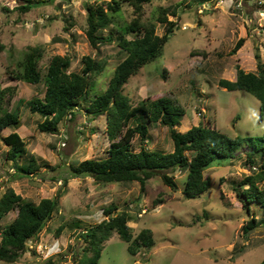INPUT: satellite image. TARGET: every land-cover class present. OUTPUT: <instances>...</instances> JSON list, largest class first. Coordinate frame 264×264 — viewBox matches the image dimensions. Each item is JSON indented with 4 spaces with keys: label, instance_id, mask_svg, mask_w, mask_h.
Masks as SVG:
<instances>
[{
    "label": "rangeland",
    "instance_id": "374dc122",
    "mask_svg": "<svg viewBox=\"0 0 264 264\" xmlns=\"http://www.w3.org/2000/svg\"><path fill=\"white\" fill-rule=\"evenodd\" d=\"M100 1L103 0H44L19 12L13 8L18 0H0V87H13L3 106L8 110L16 108L20 118L19 125L0 130V194L11 186L36 203L42 197L59 194L56 211L28 240V248L19 259H0V264H74L72 249L82 245L79 231L106 217L103 208L110 203L129 211L128 224L134 235L142 227H149L155 242L132 254L128 242L113 231L93 264H257L264 257V207L250 203L257 223L244 233L242 225L247 215L235 188L254 169L246 154L250 145L243 143L233 158L206 167L204 175L210 177V186L198 196L187 198L182 193L186 173L180 167L172 171L176 189L159 175L149 178L143 190L137 180L100 181L90 175H73L69 163L106 156L110 144L105 115L93 117L86 112L83 104L87 99L81 100L75 114L64 117L54 132L38 129L37 122L43 116L30 111L25 103L17 104L21 97L44 95L42 80L32 83L11 76V69L34 44L43 45V71L55 53H69V70L77 71L82 68L84 54L104 56L107 64L95 76L93 92L105 89L123 56L118 51V29L133 16V11L123 1L118 19L104 29L105 33L113 32V40L94 48L85 34V4ZM159 6L167 8V17L175 19L177 26L163 52L124 83L123 90L132 103L169 95L184 109L176 125L180 131L201 121L242 141L245 136L263 135L259 100L245 90L222 87L217 81L220 77L234 79L236 64L255 70V50L264 59V0H150L144 3L143 14L155 22V30L161 34L164 25L157 20ZM173 6L177 7L175 14L169 11ZM64 15L73 21L70 31L63 28ZM53 37L57 38L52 40ZM240 37L242 44L231 52ZM196 48L202 52H190ZM142 120L148 123L145 147L172 150L167 125L145 117ZM11 130L24 138L27 149L40 163L32 175L15 171L12 160L5 156L9 145L2 137ZM141 144L136 134L133 149L138 150ZM254 158L256 165L262 160L259 152ZM23 159L18 157L19 161ZM16 212L12 209L0 219V230ZM61 224L63 228L56 234Z\"/></svg>",
    "mask_w": 264,
    "mask_h": 264
},
{
    "label": "trees",
    "instance_id": "16d2710c",
    "mask_svg": "<svg viewBox=\"0 0 264 264\" xmlns=\"http://www.w3.org/2000/svg\"><path fill=\"white\" fill-rule=\"evenodd\" d=\"M127 1L132 6L133 16L118 29V51L123 54L116 64L107 86L100 92H93L95 76L107 64L104 56H82L80 71L69 70L72 57L69 53H55L50 56L43 71L40 60L43 56V45H29L17 67L11 69V76L27 82L43 81L45 85L43 97L19 98L17 104L25 103L29 110L39 113L43 118L37 122L38 129L54 132L58 130L61 120L74 115V109L83 99L88 102L83 108L91 116L105 115L106 133L110 139L108 154L100 158H84L69 163L73 175H90L100 181H132L137 180L143 190L149 178L159 175L161 180L173 189L177 184L172 171L180 167L185 171L182 193L185 197L198 196L206 191L211 184L209 176L204 175V169L213 162H221L233 158L241 145L246 143L250 149L246 151L248 162L255 166L254 154L259 152L261 161L248 174L237 182V194L243 201L247 215L242 225L244 233L251 230L257 223L255 213L250 203L255 202L264 207V134L260 136H245L243 141L233 138L218 130L215 126L201 121L191 125L184 131L176 128L183 107L171 96L161 95L156 98H142L133 104L123 86L141 66L153 60L163 52V47L171 35L177 22L167 17L166 7L159 6L160 14L157 20L163 23V32L157 33L155 22L143 14L144 3L150 0H103L86 2L85 34L89 43L98 48L100 44L113 40V32H104L118 19L122 2ZM44 0H18L13 7L19 12H25ZM175 14L177 7L169 8ZM63 28L70 31L73 21L63 16ZM130 34V36H128ZM57 37H53L52 40ZM243 42L238 38L231 49L235 51ZM191 53L202 52L192 49ZM256 69L245 70L239 64L235 66V78L220 77L217 83L229 90L242 89L259 100L260 117L264 118V59L255 50ZM13 87H0V130L6 126H16L20 123L17 109L8 110L3 106L6 94L11 96ZM160 122L167 125L173 140L170 151L149 149L144 140L148 131V123ZM138 134L142 143L138 150L132 147V139ZM9 145L5 156L13 162L15 171L20 174L37 172L39 161L27 149L26 141L16 131L11 130L2 137ZM189 152V155L187 154ZM24 156L19 161L18 157ZM255 164V165H254ZM240 188V189H238ZM59 204V194L42 197L37 203L23 197L13 187L7 186L0 194V219L10 210L16 209L15 216L6 222L0 230V259L5 261L18 260L28 248V240H32L42 226L52 217ZM106 217L90 224L79 231L82 245L80 249H72L74 264H93L100 257L104 241L115 231L118 236L127 241V248L135 254L140 247L150 248L155 239L152 229L142 227L135 235L128 220L129 211L118 209L116 203H110L103 208ZM63 225L55 231L59 234ZM49 262V261H48ZM48 264V263H46ZM264 264V257L257 262Z\"/></svg>",
    "mask_w": 264,
    "mask_h": 264
},
{
    "label": "built area",
    "instance_id": "2783aa9c",
    "mask_svg": "<svg viewBox=\"0 0 264 264\" xmlns=\"http://www.w3.org/2000/svg\"><path fill=\"white\" fill-rule=\"evenodd\" d=\"M253 168H255V166H253Z\"/></svg>",
    "mask_w": 264,
    "mask_h": 264
}]
</instances>
